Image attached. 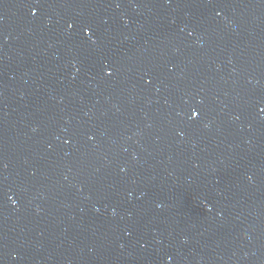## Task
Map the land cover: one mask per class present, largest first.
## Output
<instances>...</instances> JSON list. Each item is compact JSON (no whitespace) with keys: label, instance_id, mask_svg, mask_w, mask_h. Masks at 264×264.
I'll return each instance as SVG.
<instances>
[{"label":"water","instance_id":"obj_1","mask_svg":"<svg viewBox=\"0 0 264 264\" xmlns=\"http://www.w3.org/2000/svg\"><path fill=\"white\" fill-rule=\"evenodd\" d=\"M0 264H264V0H0Z\"/></svg>","mask_w":264,"mask_h":264}]
</instances>
